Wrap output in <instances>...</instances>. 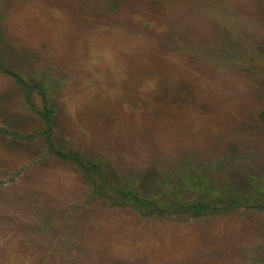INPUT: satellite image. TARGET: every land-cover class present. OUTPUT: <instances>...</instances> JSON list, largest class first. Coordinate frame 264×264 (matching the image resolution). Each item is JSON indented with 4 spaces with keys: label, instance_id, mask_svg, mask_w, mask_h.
<instances>
[{
    "label": "rangeland",
    "instance_id": "1",
    "mask_svg": "<svg viewBox=\"0 0 264 264\" xmlns=\"http://www.w3.org/2000/svg\"><path fill=\"white\" fill-rule=\"evenodd\" d=\"M0 128V264H264V0H0Z\"/></svg>",
    "mask_w": 264,
    "mask_h": 264
},
{
    "label": "trees",
    "instance_id": "2",
    "mask_svg": "<svg viewBox=\"0 0 264 264\" xmlns=\"http://www.w3.org/2000/svg\"><path fill=\"white\" fill-rule=\"evenodd\" d=\"M36 87L40 88L39 85H35V86L30 87V88H31V90H34V89H36ZM46 112L48 115L54 114V110L48 105L46 106ZM0 132L6 133L9 135H13V136L19 137V138H26V139H32L38 135V134L21 135L19 132H15V131L3 129V128H0ZM41 133L49 135L50 129H47L46 131L41 132ZM63 155H65V154H63ZM85 167H87V166H85ZM120 193L125 197L129 196V200L133 199L135 201V203L141 207L154 206V202L152 201V199H150L149 197H147L145 195L137 194L134 192H127V191H123V190H120ZM190 208L195 210L196 213L201 214L204 211H206L208 208H210V205L204 204V203H199V204H194V205L190 206ZM156 210L160 211V208H156Z\"/></svg>",
    "mask_w": 264,
    "mask_h": 264
}]
</instances>
